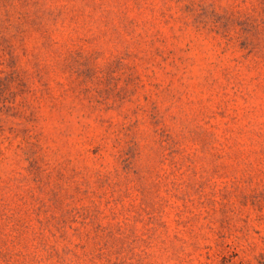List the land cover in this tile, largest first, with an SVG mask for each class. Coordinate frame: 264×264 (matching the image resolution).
<instances>
[{"label":"rangeland","instance_id":"1","mask_svg":"<svg viewBox=\"0 0 264 264\" xmlns=\"http://www.w3.org/2000/svg\"><path fill=\"white\" fill-rule=\"evenodd\" d=\"M0 264H264V0H0Z\"/></svg>","mask_w":264,"mask_h":264}]
</instances>
